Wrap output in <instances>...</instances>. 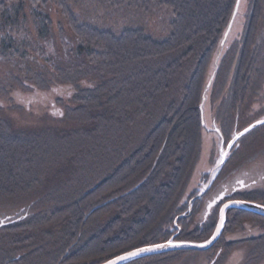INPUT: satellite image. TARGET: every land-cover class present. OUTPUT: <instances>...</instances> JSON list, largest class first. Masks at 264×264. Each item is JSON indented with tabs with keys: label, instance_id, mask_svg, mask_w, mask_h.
<instances>
[{
	"label": "trees",
	"instance_id": "16d2710c",
	"mask_svg": "<svg viewBox=\"0 0 264 264\" xmlns=\"http://www.w3.org/2000/svg\"><path fill=\"white\" fill-rule=\"evenodd\" d=\"M25 1H0V28L16 23ZM99 1L115 10L170 14L166 33L155 38L133 20L119 31L78 22L60 0L77 38L72 50L77 66L63 76L72 88L66 93L69 102L57 94L54 106L62 109L52 115L71 126L25 128L0 115V198L29 202L0 226V264H97L165 241L175 230L174 218L186 208L190 194L197 193V188L190 194L184 190L201 142L198 104L235 0ZM246 2L242 35L223 50L211 87L215 96L214 87L232 69L233 120L249 97L250 82L264 71V38L258 44L264 34V0ZM7 4L14 16L7 15ZM36 16L42 24L39 32L46 34L48 16ZM16 46L13 37L4 36L0 57L18 54ZM84 79L93 83L81 86ZM45 82L38 79L41 88L47 87ZM245 195L264 204V194ZM226 215L231 224L254 218L262 232L222 240L220 253L205 251L211 255L207 264L213 259L211 264H222L237 243H247L245 261H255L264 250V218L240 209H229ZM215 223L216 215L200 218L194 230L177 239L205 241ZM104 229L126 230L129 242L119 250H103L88 240L86 231Z\"/></svg>",
	"mask_w": 264,
	"mask_h": 264
},
{
	"label": "rangeland",
	"instance_id": "374dc122",
	"mask_svg": "<svg viewBox=\"0 0 264 264\" xmlns=\"http://www.w3.org/2000/svg\"><path fill=\"white\" fill-rule=\"evenodd\" d=\"M96 1L97 3L92 2V0H65V3L78 22L84 20L91 25L119 31L121 27L130 24V20H133V24L143 27L155 38H159L166 33L164 29L170 14L168 16L158 11L149 14L134 11L126 12L122 8L119 10L108 8L102 5L99 0ZM59 2L60 0H35L32 3L26 0L21 7V13L17 15L16 23L8 22L2 26L3 28H0V42L4 36L9 35L14 38L17 44L16 48L19 51L18 54L13 56L11 51V53L6 54L5 58L0 57V105L3 107L0 109V115L2 117L9 116L15 126L25 128L34 126L66 128L71 126L70 123L64 120L61 121L60 118L58 119L52 115V112L59 114L62 109L60 106H54V98L58 97L57 94L63 96L64 102H69L66 100L68 98L66 93L71 91L72 88L69 85L70 83L63 82V79H65L63 76L64 73H72L77 66L76 58L72 55V50L77 46V38L71 29L70 16L65 13L66 8ZM7 8H9L7 15H10L14 9L11 4H7ZM240 10L225 47L231 41H238L242 34L244 17L249 12L246 0L242 3ZM37 12H42L49 18L48 24H46L48 27L46 34L39 32V27L42 24L39 23L36 16ZM128 14L133 18L129 19ZM12 16H14L13 13ZM262 40L261 34L258 44ZM212 64L213 60H211L210 67L206 71L205 83L212 70ZM231 70L225 75L223 83L219 87H214L219 90L215 93V96L212 95L214 89L207 92L205 104L206 126H204L199 155L191 173L189 185L185 186L187 192L196 187L198 178H200L199 174L201 175L206 168L208 169L210 162L218 155L216 139L219 142L220 137L218 138L219 134L214 129L219 130L215 123L217 114L213 111V106L217 101L219 103L218 107H221L223 102L229 99ZM256 76L257 82L255 85L264 86V75L260 73ZM39 78L46 80L45 85L47 87L41 88L42 83L38 84ZM92 83L90 79L79 82L81 86ZM251 83L252 81L250 85ZM258 91L261 93H254L248 97L247 106H249V110L246 108L241 110L245 123L239 124V126L246 124V122L250 123L264 118V90L260 88ZM17 106L23 107V110ZM241 111L237 110V113L240 112L241 114ZM240 123L242 122L240 121ZM229 153V159L234 162L233 165L240 164L236 170L237 173H240L239 178L246 177L244 172L252 170L255 176L254 170H264V123L244 135L232 146ZM262 180L264 182V179ZM27 202L28 199L25 198L20 200L0 198V220L10 215L17 216L27 206L29 203ZM253 224L254 222L249 218H243L234 221L229 226V230L246 234V231L253 227ZM260 232L262 231L259 229L248 231L250 235ZM236 235L238 236L234 239L241 236L240 233ZM248 248L247 243L235 244V247L222 264H264V250L255 261L246 262ZM209 254L197 251L173 252L159 256L163 258L159 261H142L141 264H207L211 256Z\"/></svg>",
	"mask_w": 264,
	"mask_h": 264
},
{
	"label": "flooded vegetation",
	"instance_id": "af4514ba",
	"mask_svg": "<svg viewBox=\"0 0 264 264\" xmlns=\"http://www.w3.org/2000/svg\"><path fill=\"white\" fill-rule=\"evenodd\" d=\"M264 32V30H263ZM261 36V35H260ZM264 38V34H262V39ZM264 75V71H262ZM261 78V77H260ZM254 81V80H253ZM257 81H254V83H251L250 89L251 92L249 94V97L251 94L254 93H261L258 90L260 88H263L264 86H260L259 84H256ZM253 87V88H252ZM216 88V87H215ZM219 90H217L218 92ZM249 100L248 97L241 102L240 107H242L245 103V105L240 109L244 110L245 108L249 110V106H247V101ZM232 102L228 100L224 101L221 107H218L219 103L216 101V103L213 106V111L217 114L215 117L217 118L218 123L221 125L220 128L223 133V137L225 140V143L228 142L230 139V135L233 134L234 132L240 130L239 124L245 123L243 119V114L241 111V114L237 113L235 114V118L233 120L232 115H233V108H232ZM239 106H237L238 108ZM217 108V112H216ZM220 108V109H219ZM234 116V115H233ZM240 121L242 123H240ZM248 122H246L245 125H247ZM239 126V127H238ZM234 162H231V159H227L224 166L221 168L220 173L217 175L216 178H214L207 187H205L207 181H208V176L203 175L200 179V184L199 186L202 187V190H205L202 193H199L200 190H197V193H191L190 198L188 200V203L186 205V208L183 209L181 213H179L173 220V225L174 229L171 233L170 236H174L177 238L183 231L186 232H191L194 230V228L197 226L198 220L201 218L203 220L207 219L210 216H215L216 215V222L219 217V212L221 206L229 201V200H234V199H245L246 195L245 193H250L251 196L252 194H264V182L262 179H264V170H258L257 173H254L253 171L249 172H244L246 177L239 178L240 173H237V166L240 164H234ZM223 194L222 199L214 203L213 205L209 206L210 203L220 194ZM247 199V198H246ZM229 210V209H228ZM227 210V211H228ZM110 213L106 214V217H108ZM239 216H236L238 218ZM228 215L226 217L225 225L223 232L218 239V242L216 245L213 246L215 248L217 254L221 252L223 246H222V240L225 241H231L234 238H236L238 233H240V238H249V237H254L258 235L259 233L250 235L248 233L249 230L253 229H259L261 230V226H259L255 219H250L251 221L254 222L253 227H250L247 231L246 234L241 233V232H233V230H229V226L231 223L228 222L227 220ZM182 221V222H181ZM216 224V223H215ZM167 227L168 224H165ZM228 227V228H227ZM167 231V230H166ZM88 234H91V238L88 240L92 244H97L100 245V248L103 250H111V248H116V250L121 249L122 247H125L126 244L129 242V240H125L126 236V230H121V229H104L101 232L100 231H86ZM99 232V233H98ZM168 233V231H167ZM169 236V237H170ZM168 237V238H169ZM135 238V236H134ZM131 241V240H130ZM217 246V247H216ZM212 260H210L209 264L211 263ZM142 262V261H141ZM140 261L134 262V263H129V264H141Z\"/></svg>",
	"mask_w": 264,
	"mask_h": 264
},
{
	"label": "water",
	"instance_id": "95a60500",
	"mask_svg": "<svg viewBox=\"0 0 264 264\" xmlns=\"http://www.w3.org/2000/svg\"><path fill=\"white\" fill-rule=\"evenodd\" d=\"M243 2L244 0H235V4L233 6L230 18L228 20V23L225 27V30L222 34V37L218 43L216 52L212 59L213 60L212 70L210 72L207 82L206 83L204 82V86L200 94V102L198 104V109H199V116H200V122H201L202 127L206 126L205 104H206V99H207V92L211 90L212 84L215 79L216 72L218 70L220 58L222 56L223 50L226 48L225 45L229 41L232 28L234 26L235 20L239 12L241 11L240 9H241V5ZM263 123H264V118L256 120L253 123L249 124L247 127L240 130L239 132L235 133L224 150H222L223 149V137L220 131L214 128L216 132H218L219 137H220L219 160L216 163V165L212 168V170L210 171V178L222 166L230 148L237 141V139H239L241 136H243L244 134H246L247 132L255 128L256 126L263 124ZM246 129L247 131H245ZM221 161L223 162L221 163ZM222 197H223V194L221 193L210 203L209 206L213 205L214 203L222 199ZM231 207L242 209V210H245V211H248V212L264 217V205L263 204L252 202V201H247V200H230V201L225 202L221 206L216 227L212 235L204 242L177 241L174 239V237H170L168 240L163 241V242L148 244V245H144L138 248L131 249L129 251L113 256L98 264H122L134 258L144 257L148 255H154V254H159V253H164V252H169V251H175V250L203 251V250L209 249L220 236L222 228H223V224L225 221V211L227 208H231ZM2 224L3 222L0 223V225ZM158 246H161V247H158ZM143 249H147V251H141ZM133 253L134 255H132ZM122 257L123 259H121Z\"/></svg>",
	"mask_w": 264,
	"mask_h": 264
},
{
	"label": "snow or ice",
	"instance_id": "6c2138e0",
	"mask_svg": "<svg viewBox=\"0 0 264 264\" xmlns=\"http://www.w3.org/2000/svg\"><path fill=\"white\" fill-rule=\"evenodd\" d=\"M245 131H247V129H246ZM222 162H223V161H221V163H222ZM169 243H171V242H169ZM158 247H161V246H158ZM141 251H147V249H143V250H141ZM132 255H134V253H133ZM121 259H123V257H122Z\"/></svg>",
	"mask_w": 264,
	"mask_h": 264
},
{
	"label": "bare ground",
	"instance_id": "6f19581e",
	"mask_svg": "<svg viewBox=\"0 0 264 264\" xmlns=\"http://www.w3.org/2000/svg\"><path fill=\"white\" fill-rule=\"evenodd\" d=\"M249 91L251 92V89H249Z\"/></svg>",
	"mask_w": 264,
	"mask_h": 264
}]
</instances>
